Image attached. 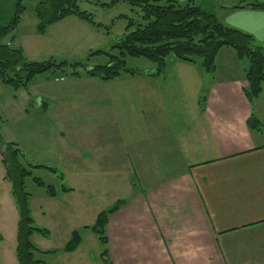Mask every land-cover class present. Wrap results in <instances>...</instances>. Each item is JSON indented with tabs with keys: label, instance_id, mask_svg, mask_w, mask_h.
I'll return each mask as SVG.
<instances>
[{
	"label": "crops",
	"instance_id": "1",
	"mask_svg": "<svg viewBox=\"0 0 264 264\" xmlns=\"http://www.w3.org/2000/svg\"><path fill=\"white\" fill-rule=\"evenodd\" d=\"M238 4L222 5V18L218 12L217 16L223 23L251 33L264 44V10L233 8ZM223 49L218 56L225 52ZM235 56L238 58L236 52ZM182 68L179 78L185 85L193 74L188 67ZM246 70L215 79L208 86L198 79L185 105L171 102L166 105L160 94L158 103L149 105L150 98L144 97V93L139 104L137 97L115 88L111 89V95L114 100L120 98L116 105H100L107 101L99 96L92 98L95 105L53 106L43 99L36 106L47 119L48 151L59 142L62 146L71 142L70 137L77 130L71 116L81 118L91 113L92 123H104L103 134L96 137V146L91 150L69 156L61 154L58 147L53 152L60 154L59 157L49 163L59 168L47 165L57 171L61 169L64 181L69 173H90L95 179L90 181L88 191L102 198L111 196L110 207L125 200L110 214L105 228L111 264H264V88L252 104L244 93L248 85ZM203 96H206L204 102ZM179 97L184 101L186 95L183 92ZM63 108L64 115L57 117L58 109ZM252 117L259 121L257 127L248 124ZM38 140L37 134L31 136L32 143ZM130 173L142 175L145 179L142 189L135 190L133 178L127 176L116 188V194L101 190L104 179L101 175ZM1 178L7 180L5 175ZM65 185L72 191H63L61 187L55 197L45 193V199L64 201L65 196L76 190L72 184ZM11 187L7 188L10 197L3 200V204L8 203V214L0 216V221L8 217L6 230L9 231L0 229L3 247L0 246V256L4 255V263L18 264L19 213ZM83 205V201L71 203L79 207V212L75 214L66 207L67 216L84 218ZM101 211L94 221L81 224V229L66 226V238L61 246H51L55 235L48 226H45L50 231L47 236L35 233L32 240L42 250L60 249L48 254H59L66 264H99L92 259L86 242L93 241V237L102 242L86 226L94 225ZM40 212L46 216L48 208H41ZM33 215L36 222L34 210ZM75 230L80 231L82 242L76 250L66 252L63 249ZM103 251L104 245L101 255Z\"/></svg>",
	"mask_w": 264,
	"mask_h": 264
},
{
	"label": "rangeland",
	"instance_id": "2",
	"mask_svg": "<svg viewBox=\"0 0 264 264\" xmlns=\"http://www.w3.org/2000/svg\"><path fill=\"white\" fill-rule=\"evenodd\" d=\"M23 1L26 11L21 23L14 32L16 38L11 42V46L22 48L24 53H26L27 59L31 61H43L53 58L57 61H68L69 64L81 63L84 66L90 67L105 64L109 60V53L119 54L118 49L115 48V44L125 34L129 20L132 19L135 23H143V12L140 7L131 6L126 2H120L111 6L109 5L111 0H81L79 2L81 10L91 13L94 21L101 25H92L80 20L76 16H70L50 25L46 33L42 35L37 30L38 19L35 15V6L42 0ZM196 1L204 4L209 10L215 13L218 12L221 17L222 12L220 7L222 5L234 4V2L238 4L241 0ZM15 2L16 0H0L1 10L6 14L5 18L9 19L12 17ZM7 21L4 19L3 22ZM8 40L9 38H6L5 42ZM256 42L260 44L257 39ZM223 50L225 52L221 53L217 58L216 70L210 73L205 71L200 63L196 65H184L174 55H171L167 58V68L162 75L155 74L157 73V66L147 58L128 57L127 67L135 69L138 74L132 75L128 72H123L120 77L114 80L105 81L89 76L76 77L71 74L59 76L60 74L55 72L36 76L28 88L14 89L0 79V114L3 118L1 127L3 139L6 142H16L30 163L34 165L44 164L46 166L50 164L57 167L56 164L49 163L53 160L52 158L59 157L60 155L53 151L58 150L59 147L61 154L70 156L73 154L81 155L85 150H91L92 147L96 146V137L100 136V133L101 135L103 134L104 123L102 121L92 123L93 115L90 116L91 113L83 115L81 118L71 116L70 120L73 121L71 123H75L74 125L77 126L76 134L70 137L71 142H68L67 146H65L66 144L62 146L61 142H59L58 146L54 144L55 148L48 151L45 143L47 137V124L45 122L47 123V119L41 109L36 107L37 105H41L43 99L47 101L48 105L53 106L67 104L95 105L92 104V98L103 96L106 98L107 103L100 105H116L120 102V98L114 100V95H111V89L117 88L121 89L120 92L124 91L127 94H132L133 97H137L139 104L141 102V94L144 93V97L150 98L149 105H156L158 103V94L163 97L166 105L169 102L175 105H185L188 104V100L192 96V89L194 86H197L198 79H201L202 84L208 86L215 79L242 73L249 66L248 59L239 60L236 58L232 48H224ZM182 67H188L192 70L189 73L193 74V78L189 80L190 82L185 83L189 88L188 86L185 88L183 79L179 78L183 69ZM145 83L148 84L145 85ZM179 89L183 90L179 92ZM183 92L186 95L183 98L185 99L184 101L179 97ZM60 97H64L65 99H61ZM67 97L70 98L68 99ZM120 105H125V103ZM54 108L56 109V107L52 109ZM64 111L65 108L58 109L56 116L60 117L61 114L64 115ZM173 120H170V122L173 123ZM98 126H100V130ZM170 129L172 130L174 127L171 126ZM36 134L39 140L37 143H32L31 136L34 137ZM38 142L40 143L38 144ZM49 144L53 146L50 140ZM118 152L120 153L121 151ZM47 169L33 168L32 176L27 179L26 189L31 193L30 203L31 209L35 211V224L41 228H46L45 226L52 228L55 237L51 242V246L55 247L64 244L66 238V230L64 228L66 226L68 228L77 226L76 228L81 229L83 226L81 224H89L91 221H94L100 209L104 210L111 206L112 197L102 198L99 195L95 196L94 191H88L90 181L95 179V177H91L90 173L82 171L78 174L69 173L66 175V183L76 186L75 192H71L73 194L65 196L63 198L64 201L49 202L44 196L46 189L39 186L33 180V177H40L46 183L52 184L56 190H59L62 184L66 183L63 180L61 169H58L59 172L56 170L57 173ZM4 175H6V170L2 163L0 152V204L2 205H0V216L8 214V203L4 201L3 204V200L6 196L10 197L7 188L11 184L1 178ZM110 176H112L111 179H109ZM110 176L101 175L104 179L106 177V180H109L105 183L106 180L103 179L101 190L107 191L110 194L118 192L116 188L123 183L122 179H125L127 176L133 178V183L135 184L133 185L132 183V185L136 188L135 190L142 189L145 184V179L141 178V174H113ZM85 182L87 184H84ZM75 201L84 202L82 207L84 218L80 215L67 216L66 207L72 208L75 211L74 213L78 214L79 207L71 206V203ZM88 202L93 203L89 205ZM41 208H48L46 216H43V213L40 212ZM6 228H8V217L0 221L1 231L3 232L4 230V232L9 233ZM93 239V241L86 242L89 245L92 259L95 262H99V264H108L105 257L101 255L103 244H100L97 237H93ZM0 246L2 247V245ZM3 256H0V264L4 263ZM38 257L45 260L44 264H66V261L59 254H40ZM4 264H7V262Z\"/></svg>",
	"mask_w": 264,
	"mask_h": 264
},
{
	"label": "trees",
	"instance_id": "3",
	"mask_svg": "<svg viewBox=\"0 0 264 264\" xmlns=\"http://www.w3.org/2000/svg\"><path fill=\"white\" fill-rule=\"evenodd\" d=\"M81 0H42L35 6L38 19L37 30L45 34L48 27L70 16H76L92 25L97 24L91 13L81 10ZM120 2L140 7L143 12V23L129 20L125 34L117 41L115 48L119 54H110L105 64L92 67L81 63L69 64L68 61H57L50 58L43 61L27 59L22 48L11 46L16 38L14 32L22 21L26 11L23 0H16L14 13L9 19L0 7V79L14 89L28 88L36 76L44 73L58 72L59 76H89L101 80H114L123 72L138 74L135 69L127 67L128 57H144L157 66L156 75H162L167 68V58L174 55L178 60L198 64L207 72L216 70L218 54L223 48H232L240 60L248 59L246 70L248 85L244 88L245 96L254 104L264 88V44H257L255 37L239 28L223 23L217 14L196 0L182 2L179 0H111L109 5ZM250 7L264 10V2L260 0H241L233 8ZM4 19L8 20L3 22ZM9 38L7 42L5 39ZM82 68V69H80ZM206 96L202 97V102ZM3 118L0 114V151L2 163L6 170L5 178L11 183V194L16 203L19 219L17 223L16 257L18 264H44L39 254L57 253L56 250H42L32 240L35 233L47 236V228L36 226L31 209V193L26 189L27 179L32 176L33 168L56 169L46 165L30 163L16 142H6L1 133ZM248 124L257 127L259 121L252 117ZM33 180L46 189V193L55 197L57 190L38 176ZM63 191H72L65 184ZM125 200L100 212L97 221L91 228L105 246L103 256L108 258L106 244L108 242L105 228L111 213L115 212ZM82 242V235L75 230L66 243L64 251L76 250Z\"/></svg>",
	"mask_w": 264,
	"mask_h": 264
}]
</instances>
